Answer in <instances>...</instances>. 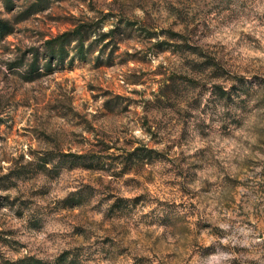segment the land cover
Listing matches in <instances>:
<instances>
[{"label":"rangeland","instance_id":"1","mask_svg":"<svg viewBox=\"0 0 264 264\" xmlns=\"http://www.w3.org/2000/svg\"><path fill=\"white\" fill-rule=\"evenodd\" d=\"M0 17V264H264V0H0ZM81 23L87 59L31 74Z\"/></svg>","mask_w":264,"mask_h":264},{"label":"trees","instance_id":"2","mask_svg":"<svg viewBox=\"0 0 264 264\" xmlns=\"http://www.w3.org/2000/svg\"><path fill=\"white\" fill-rule=\"evenodd\" d=\"M11 4L12 0H8ZM14 30V23L8 19L0 17V39ZM93 30L90 25L81 23L75 26L72 30L65 31L45 42V56L46 61L40 65L39 55L36 54L31 64V74H41L44 72H52L58 67H63L66 64L72 65L76 59L86 60L88 53L91 51L92 42L86 46V42L92 37ZM74 43L73 48L76 50L75 54L69 57V46ZM69 57V58H68ZM68 58V60H67ZM64 157H70V168L73 167H92L94 159L87 154L67 153ZM46 160V163H50ZM64 257H60L56 262L52 263L48 260L38 258L35 256H25L16 260H6L4 264H62Z\"/></svg>","mask_w":264,"mask_h":264}]
</instances>
